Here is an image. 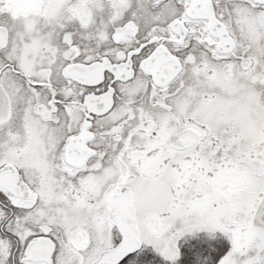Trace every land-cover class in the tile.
<instances>
[{
    "label": "snow or ice",
    "instance_id": "snow-or-ice-1",
    "mask_svg": "<svg viewBox=\"0 0 264 264\" xmlns=\"http://www.w3.org/2000/svg\"><path fill=\"white\" fill-rule=\"evenodd\" d=\"M0 264H264V0H0Z\"/></svg>",
    "mask_w": 264,
    "mask_h": 264
}]
</instances>
